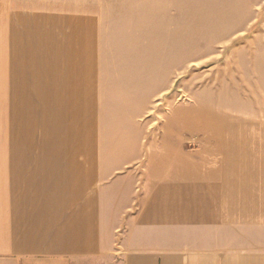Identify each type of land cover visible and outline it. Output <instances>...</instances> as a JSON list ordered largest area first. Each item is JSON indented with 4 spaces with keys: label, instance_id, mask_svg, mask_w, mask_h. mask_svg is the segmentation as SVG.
<instances>
[{
    "label": "crops",
    "instance_id": "0c3cea01",
    "mask_svg": "<svg viewBox=\"0 0 264 264\" xmlns=\"http://www.w3.org/2000/svg\"><path fill=\"white\" fill-rule=\"evenodd\" d=\"M251 7L0 0V264H264L263 37L225 50ZM218 65L232 92L188 93Z\"/></svg>",
    "mask_w": 264,
    "mask_h": 264
},
{
    "label": "rangeland",
    "instance_id": "374dc122",
    "mask_svg": "<svg viewBox=\"0 0 264 264\" xmlns=\"http://www.w3.org/2000/svg\"><path fill=\"white\" fill-rule=\"evenodd\" d=\"M252 1V12L251 14L257 18V22L256 25H254L251 29V31L248 33V35L245 36H240L237 39H235L233 42H230L228 45H226L225 50H229L231 48H233L234 46H240V45H250L252 43V40L255 38V34L260 33L262 38V41H264V2L260 1V0H251ZM256 6V7H254ZM238 8V6H237ZM264 44V42H263ZM220 65L212 68L211 67H202V68H195V69H189L188 70V74H187V78H196L195 81H189L186 89L188 91V93H190L191 91H194L196 88H207L204 89L205 92H210V88L213 91L218 92L219 96L220 94H227V92H232L233 90H231V86L234 87L233 84H231L230 86L225 83V82H218L215 84H212V82L214 80H219L220 78H227L228 75L231 77H236L237 75V70H228L226 68H221L219 67ZM235 75V76H234ZM193 82V83H192ZM210 87V88H209ZM259 86H249V88H253L251 91L248 90V92H254V88H258ZM264 87V85H263ZM258 92V91H257ZM184 92L180 91V84L177 83L175 84V86L173 87V90L171 92L172 94V98L174 99H180V95L182 94L181 98L183 100H188L189 96H187V94H183ZM227 104V102H225ZM171 104H169L168 102L163 103L162 105L158 106L159 110H157V116L155 117L156 119V128L159 125L163 124L162 121V114L166 111H164L165 109H169L171 106ZM219 107V111H221L222 113H227V105L224 104V102L222 101L221 104L218 106ZM225 117H221V120H223Z\"/></svg>",
    "mask_w": 264,
    "mask_h": 264
}]
</instances>
